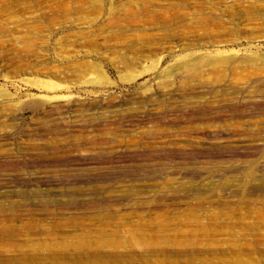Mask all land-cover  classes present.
Returning a JSON list of instances; mask_svg holds the SVG:
<instances>
[{"label":"rangeland","instance_id":"obj_1","mask_svg":"<svg viewBox=\"0 0 264 264\" xmlns=\"http://www.w3.org/2000/svg\"><path fill=\"white\" fill-rule=\"evenodd\" d=\"M0 264H264V0H0Z\"/></svg>","mask_w":264,"mask_h":264}]
</instances>
